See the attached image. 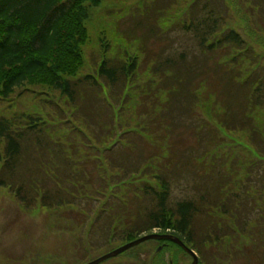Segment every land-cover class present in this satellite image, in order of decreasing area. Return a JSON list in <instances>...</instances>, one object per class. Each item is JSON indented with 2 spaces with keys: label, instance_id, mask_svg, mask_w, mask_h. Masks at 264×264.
I'll list each match as a JSON object with an SVG mask.
<instances>
[{
  "label": "rangeland",
  "instance_id": "374dc122",
  "mask_svg": "<svg viewBox=\"0 0 264 264\" xmlns=\"http://www.w3.org/2000/svg\"><path fill=\"white\" fill-rule=\"evenodd\" d=\"M86 7L87 16L82 21L85 39L78 47L80 65L70 78L95 77L98 84L92 87L94 91L84 84V92H79L74 101L78 109H73L47 75H39L0 101V116L32 114L51 122L52 128L58 130L70 127L62 117L75 125V115H87V123L92 121L90 124L101 131V136L84 131L86 137H82L81 144L76 143L75 137V145L83 148L79 149L80 159L73 164L79 171L77 177L83 169L89 173L82 177V186L90 198L79 205L51 208L37 204L27 209L8 189L0 187V264H84L95 260L126 243L115 232L133 227L131 212L153 208V200L134 195L149 175L158 172L168 180L167 202L173 205L211 192V174L218 169L224 170L226 176L227 172L231 174L233 182L228 195L236 199L230 198L235 203L233 209L218 205L232 214L217 218L219 223L214 224L230 226L231 233L197 251L199 264H264V156L249 143L253 138L264 148V107L254 109L249 102L251 83L264 75V0H99ZM209 8L221 13L220 35L227 29L241 35L246 44L243 52L224 47L201 49V38L190 27L195 23L196 28L206 19ZM189 21L190 27L186 25ZM203 27L206 29L205 24ZM214 40L212 37L205 45ZM105 59H111L120 72L124 65L131 68L135 62V67L129 77H119L113 86L97 74ZM164 68L168 70L161 73ZM102 96L111 103L109 109L113 110L109 114L100 100ZM215 116L232 126L242 125L246 132L240 128L229 132L220 123L219 126ZM118 118L127 130L114 128L113 137L102 142ZM27 147L18 175L21 173L26 180L41 176L51 179L50 172L56 167L52 162L56 159L51 154L45 156L46 152L40 149L35 151L32 147L28 151ZM105 157L129 171L144 163L139 168L145 174L118 180L122 177L120 168L107 167ZM197 157L201 158L195 161ZM39 159L50 164V170L28 175L31 167L42 170ZM100 162L105 173L102 168L98 172L96 164ZM99 173L105 178L102 184ZM109 179L112 181L107 182ZM95 188L104 190L97 195L93 193ZM91 194L97 196L93 199ZM124 195L131 197L130 207H117L112 199ZM105 204H113V215L103 213L98 220ZM235 209L251 221L241 224V212ZM108 215L110 219L126 215L127 220L117 219L110 231L106 224ZM200 221L197 225L210 224ZM222 231L228 232L220 229L219 233ZM152 233L164 232L145 228L138 237ZM157 246L162 250L150 259L151 264L192 262L180 246L148 240L98 264H148Z\"/></svg>",
  "mask_w": 264,
  "mask_h": 264
},
{
  "label": "trees",
  "instance_id": "16d2710c",
  "mask_svg": "<svg viewBox=\"0 0 264 264\" xmlns=\"http://www.w3.org/2000/svg\"><path fill=\"white\" fill-rule=\"evenodd\" d=\"M98 1L0 0V101L9 98L16 88L29 83L32 78L39 75H47L54 89L66 97L68 102L73 105V109H78L74 101L79 92H84V84L89 86L91 91H94L92 87L95 88V85H97L94 77L89 75L76 77L75 79L70 77L76 74V68L80 65L78 47L85 39L82 21L87 16L86 6L88 3L95 5ZM209 9V15L206 19H202V22H199L196 28H194L195 23L190 27L191 30H194L195 36L201 38L199 42L201 49H220L224 47L239 50V53L243 52L246 44L241 35L233 29H227L220 35V30L223 28L220 24L221 13H214L212 8ZM203 24L206 25V29H204ZM212 37L215 40L211 41L209 46H206L205 44ZM243 56H245L244 53ZM111 63V59H105L97 70V74L104 77L113 86L119 82V77H129L135 67V62L131 68L124 65L120 72ZM165 70H168V68H164L161 73ZM153 73L157 74V72ZM259 78L261 79L258 80ZM120 82H123V79ZM253 82L249 90V102L254 109L264 107V75L258 76ZM80 88H83V90H79ZM100 100L103 102V99L100 98ZM103 105L109 114L111 112L110 106L108 103ZM86 116L83 113L75 115L76 120L73 118L76 122L75 125H72L70 120L67 121L66 117H62V120L66 121L71 128L63 126L58 130L52 128L51 122H47L43 118L32 114L13 115L10 118L0 116V187L8 189L16 201L27 209H32L37 204L51 208L69 206L71 204L79 205V202L84 197L82 186L84 178L82 179V177L86 178L89 173L83 169L81 170L83 176H76L79 171L74 168L73 162L77 158L80 159L79 149L83 147L75 144H81L80 140L82 137H86L85 130L90 134L94 133L92 134L94 137L96 135L98 137L101 136V131H97L98 129L90 124L92 121L89 120L87 123ZM119 118L117 123L111 125L108 132H106L108 137L101 140L102 142L109 141L113 137L114 128H118L122 132L127 130L121 124ZM215 119L228 131L243 128L242 125L239 127L232 126L231 123L226 122V119H220L218 116H215ZM244 131L246 132V130ZM253 131L255 132L256 129L254 128ZM75 137L78 140L76 143L73 140ZM94 137L92 138L95 139ZM249 143L260 156H264V148L259 146L257 141L250 138ZM31 144H33L32 147L35 151L40 149V151L46 152L44 153L45 156L51 154L56 159V162H52L53 166L56 165V167L54 166L55 170L52 169V172H50L52 174L51 179L47 180L41 176L26 180L21 173L18 175V172L21 171L22 159L25 157L24 149L27 146L32 149ZM30 148L28 150L27 147L26 150L31 151ZM28 151L26 154L29 157H33L32 153H28ZM200 158H195V161ZM104 160H107V167L118 166L120 168L119 176L122 177L117 178L118 180H128L132 174H145V170L142 171L139 168V166L143 167L144 163L129 171L122 165H114L113 161H109L107 157ZM58 161L60 162L57 163ZM39 165L42 170L37 166L35 168L31 167L32 172H28V175H38L43 170H50L52 167L41 159H39ZM103 165L101 162L96 164L98 172H102L101 168L104 173L106 172L103 169ZM100 174L102 173H99L100 177L98 179L99 183L102 184L105 178ZM152 174L154 176H151ZM152 174L149 176L151 179L147 177L141 181L139 188L135 189L134 195L145 197L150 201L153 200L154 206L146 210H137L134 214L130 211L133 227L121 229L120 231L116 230L117 232H115L119 234L118 238L122 242L135 239L145 231V228H151L158 229L161 232H170L182 239L189 247L199 252L201 248L205 247V244L213 241L220 242L223 237L229 236L228 234L231 233L230 226L222 227L223 225L218 226L214 222L219 223L217 218L225 219L232 214V211L220 209L218 206L219 204L227 205L233 209L235 205L230 200L231 197L235 198V196L228 195L229 184L231 180L233 182V179L230 178L231 174L227 172V179L224 170L218 169L212 172L211 177L214 179V183L211 192L181 199L173 205L167 202L170 192L168 180L158 172ZM51 180H53L52 183H50ZM106 181L109 182L112 179ZM103 190L95 188L93 193L96 194L97 192L98 195ZM112 200L116 201V206L120 208L122 206L130 207L132 203L131 197L126 195L114 197ZM112 205L101 207L100 212L102 213H98V216L100 214L103 215V213L112 216L113 214L110 211ZM125 210L128 211L129 208H125ZM237 210L235 209V211ZM237 212H241L239 214V222L241 224L247 225L248 221H251H247L245 217L243 218L242 211ZM109 215L106 220L110 219L108 218ZM125 217L126 215H123L117 219L127 220ZM99 218L101 217L99 216L98 220ZM117 219L111 218L108 221L110 222L109 226L108 222L106 223L108 227L106 229L114 230L112 226ZM199 219L201 220L200 222H203V220L208 221L210 223L208 224L209 226H203V224L198 223L200 225L198 228L197 221ZM106 224H104L105 227ZM244 225H242L241 229L244 228ZM220 229H226L228 232L222 231L219 233ZM115 233L113 232V235ZM110 234L111 232H109V240L113 239L110 238Z\"/></svg>",
  "mask_w": 264,
  "mask_h": 264
},
{
  "label": "water",
  "instance_id": "95a60500",
  "mask_svg": "<svg viewBox=\"0 0 264 264\" xmlns=\"http://www.w3.org/2000/svg\"><path fill=\"white\" fill-rule=\"evenodd\" d=\"M148 240H170L172 242H174L175 244H177L178 246H180L182 249H184L191 257H192V262L191 264H197L198 263V258L196 256V254L191 250L189 249L183 242L181 239H179L178 237L176 236H173V235H170V234H156V233H152V234H147V235H144V236H141L133 241H130L126 244H123L119 247H117L116 249L112 250L111 252L103 255V256H100L98 258H96L95 260H92L90 262H87L85 264H98L108 258H111V257H114L126 250H128L129 248L133 247V246H136L142 242H145V241H148ZM161 249V246L157 247L156 250L153 252V254L151 255V258L154 254H156L157 252H159ZM150 258V259H151ZM172 264V263H170Z\"/></svg>",
  "mask_w": 264,
  "mask_h": 264
}]
</instances>
